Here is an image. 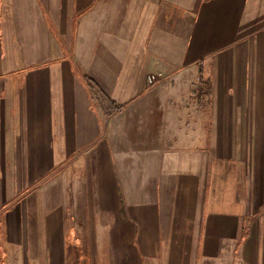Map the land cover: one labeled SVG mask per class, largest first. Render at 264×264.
Segmentation results:
<instances>
[{
	"label": "crops",
	"instance_id": "obj_1",
	"mask_svg": "<svg viewBox=\"0 0 264 264\" xmlns=\"http://www.w3.org/2000/svg\"><path fill=\"white\" fill-rule=\"evenodd\" d=\"M87 232L105 264H264V0H0V264Z\"/></svg>",
	"mask_w": 264,
	"mask_h": 264
},
{
	"label": "rangeland",
	"instance_id": "obj_2",
	"mask_svg": "<svg viewBox=\"0 0 264 264\" xmlns=\"http://www.w3.org/2000/svg\"><path fill=\"white\" fill-rule=\"evenodd\" d=\"M170 84H177L174 80ZM72 222L70 218L67 219V225H71ZM74 236V234H72ZM99 233H78V238L70 239L72 242L71 247L67 248L66 254L63 255V260L65 264H105L106 257L108 256V250L103 248H96L95 244L97 239L95 237H100ZM78 239V240H77ZM76 242L80 246L76 245Z\"/></svg>",
	"mask_w": 264,
	"mask_h": 264
},
{
	"label": "built area",
	"instance_id": "obj_3",
	"mask_svg": "<svg viewBox=\"0 0 264 264\" xmlns=\"http://www.w3.org/2000/svg\"><path fill=\"white\" fill-rule=\"evenodd\" d=\"M163 75V72H148L147 73V82L148 84L156 83L159 78Z\"/></svg>",
	"mask_w": 264,
	"mask_h": 264
},
{
	"label": "trees",
	"instance_id": "obj_4",
	"mask_svg": "<svg viewBox=\"0 0 264 264\" xmlns=\"http://www.w3.org/2000/svg\"><path fill=\"white\" fill-rule=\"evenodd\" d=\"M211 93H212V84H210V80H209L206 86L205 94L206 96H210Z\"/></svg>",
	"mask_w": 264,
	"mask_h": 264
}]
</instances>
